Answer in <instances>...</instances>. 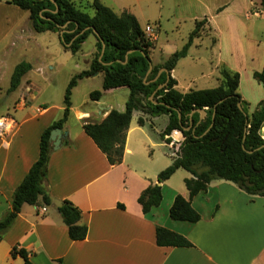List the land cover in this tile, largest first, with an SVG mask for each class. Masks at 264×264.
<instances>
[{"label":"crops","instance_id":"1","mask_svg":"<svg viewBox=\"0 0 264 264\" xmlns=\"http://www.w3.org/2000/svg\"><path fill=\"white\" fill-rule=\"evenodd\" d=\"M80 1L75 3L82 7L93 0ZM100 1L118 15L127 12L136 17L153 43L150 58L157 48L168 58L180 50L174 42L160 40L166 25L177 30L183 23L196 26V22L207 18L206 27L193 42L200 47L197 39L212 36L211 45L205 48L210 50L208 63L211 72L202 78L217 77L220 85L219 69L225 66L240 74L238 91L248 103L250 116L264 102V88L254 78V74L264 68V39L251 31L254 25L252 16H260L252 1L249 5L245 0ZM32 32L35 31L29 13L0 0V79L6 73L11 47L28 40ZM57 35L60 39V34ZM5 39H8L6 47L1 49ZM95 44L96 41L88 53L85 70L89 69L96 51ZM190 50L178 64L188 58ZM167 59L154 63L151 58L152 66H160ZM176 68L169 74L177 81L175 88L179 90ZM100 76L103 74L96 73L82 80ZM245 83L248 84L245 86ZM190 90L194 89L185 92ZM93 91L96 90L87 93L83 105L74 107L72 102L70 116L61 129L59 148L54 149L50 143L51 153L43 186L51 204L46 206L40 199L37 206H23L0 242V264H24L21 257H11L14 246L29 251L34 264H56L60 259L64 264H264V197L248 195L231 182L214 180L205 192L190 198L186 180L193 175L179 169L167 181L159 183L163 195L160 206L148 214L143 213L139 196L151 184H158V175L173 163L171 149L166 145L167 136H162L169 118L135 112L126 134L123 160L111 165L107 156L84 132L83 125L104 120L112 110L124 112L129 90L126 87L98 90L102 92L99 101L90 99ZM37 95L32 90V98ZM22 99L14 105L15 115L0 116L13 121L12 129L0 135V219L11 208L14 192L39 159L42 134L60 119L59 113L62 112L63 116L64 112V106L32 109L27 106L30 103L24 104ZM72 116L79 123L77 130L69 125ZM139 118L144 119V125L139 124ZM263 131L264 127V138ZM171 135L178 137L180 132L174 131ZM177 195L191 201L201 215L198 223L171 219L170 208ZM63 201H70L81 211V223L88 227L85 240L72 241L69 238L68 228L58 212ZM43 207L46 211L41 213L39 209ZM157 227L183 235L194 246L159 247L156 243Z\"/></svg>","mask_w":264,"mask_h":264},{"label":"trees","instance_id":"2","mask_svg":"<svg viewBox=\"0 0 264 264\" xmlns=\"http://www.w3.org/2000/svg\"><path fill=\"white\" fill-rule=\"evenodd\" d=\"M7 2L29 13L32 29L36 33L60 34L64 31L60 40L64 48L73 54L81 51L91 35L96 39V51L89 69L75 74L70 80L64 98L63 116L42 134L39 159L14 192L11 208L0 219V242L13 226L24 205L37 206L40 199L46 206L51 204L43 186L51 153V132L57 128L62 129L67 122L72 108L73 89L78 82L96 73L103 74V90L123 87L129 90L124 112L112 110L104 120L89 121L83 125L84 132L107 156L111 165L120 164L123 160L126 134L135 112H144L153 117L166 115L169 121L162 136L179 131L185 140L176 146V155H172L173 163L158 175V183L167 181L177 170L183 169L193 175V178L186 180L190 198L205 192L214 180L231 182L248 195L264 197V102L259 104V108L251 116L248 114V103L238 91L240 74L222 66L219 69L218 87L185 93L175 88V79L170 77L167 80L166 72L158 77L161 69L172 72L178 62L188 55L194 39L201 35L203 27L208 23L207 18L196 22L185 45L163 64L154 66L145 79L152 64L150 51L153 43L132 14L123 12L118 15L100 0H93L89 7L77 6L74 0ZM261 6L264 9V0H261ZM83 8H90L93 13ZM84 30L86 31L83 32ZM103 43L105 52L102 55ZM129 51L133 52L127 59ZM31 70L30 63L18 64L11 75L9 90L16 91ZM254 78L264 88V68L262 72L255 73ZM165 83L166 87L155 93ZM151 96L158 104L152 102ZM101 97L102 92L98 90L90 94L93 101H99ZM196 109L205 110L203 120L199 113L192 114ZM138 122L140 125L145 124L143 118H139ZM191 123L192 127L185 130ZM162 199L161 186L151 184L141 193L138 202L143 213L148 214L153 208L160 206ZM58 212L68 228L69 238L72 241L85 240L88 227L81 223V211L70 201H63ZM170 217L174 221L193 224L201 220L200 213L193 208L191 201L182 195H177L174 199ZM156 243L159 247L194 246L183 235L164 227L156 228ZM10 254L12 258L21 257L24 264H34L30 259V252L24 248L14 246ZM56 264L64 262L60 259L56 260Z\"/></svg>","mask_w":264,"mask_h":264},{"label":"rangeland","instance_id":"3","mask_svg":"<svg viewBox=\"0 0 264 264\" xmlns=\"http://www.w3.org/2000/svg\"><path fill=\"white\" fill-rule=\"evenodd\" d=\"M2 1L4 3L7 2V0ZM74 1L77 4L81 2L80 0ZM245 1H247L248 5L251 1L257 5V10L255 11H258L260 16H252V23H254V25L251 31L259 38L264 39V10L260 6L261 0ZM90 4L91 3L88 2L87 7H89ZM83 9L91 14L93 13V10L90 8ZM168 26L169 25H166L164 29H162L160 40L163 41L168 39L174 42V45L176 44L179 46V49L185 45L191 32L195 29V25L189 22L183 23L180 29L177 30H172L170 29L171 27ZM143 27L146 29L148 26L143 25ZM211 38V35H204L201 39H197L196 43H200L201 46H191L188 58L178 64L176 68V77L179 80L180 91L185 92L189 89H211L219 85L217 77L202 78V76H206L211 72L208 63V59L211 57L210 50L205 49L207 46L211 45ZM7 41L8 39L2 41L1 49L6 47ZM26 41L18 42L16 46L11 47L9 52L10 56L6 61V73H4L2 79H0V116L6 114L15 115L14 105L20 102L22 96L24 104L29 102L30 104H27V106L32 107V109L52 106L54 108L63 107L68 84L75 74L88 67V53L92 51L96 40L94 36L91 35L83 44L78 54H73L66 50L57 33L32 32L31 36ZM2 54H4V51ZM151 58L154 63H158L168 57H165L157 48L152 51ZM23 61L31 63L32 70L25 75L21 86L16 91L11 92L8 88V86L10 87L11 74L14 67ZM194 79L195 81H193ZM102 84V76L96 77L93 80L79 81L72 96L73 106L77 107L83 105L86 101L87 93L91 90H102ZM247 84L248 83H245V86ZM32 90L33 93L38 94L34 98H32ZM59 114V116L62 117V112ZM69 125L75 130L79 129V123L73 116L69 119Z\"/></svg>","mask_w":264,"mask_h":264},{"label":"water","instance_id":"4","mask_svg":"<svg viewBox=\"0 0 264 264\" xmlns=\"http://www.w3.org/2000/svg\"><path fill=\"white\" fill-rule=\"evenodd\" d=\"M86 30H87V29H86ZM86 30H84L83 32H85ZM63 32H64V31H62V32L60 33V35H62ZM83 32H82V33H83ZM94 32H95V34L98 36V32H97L95 29H94ZM104 52H105V44L103 43L102 55H103ZM132 52H133V51H129V52H128V54H127V56H126L127 59H128V55L131 54ZM102 55H101V57H100V61H101V59H102ZM152 69H153V66H152V64H151L150 69H149V71H148L147 76H146L145 79H147V77H148L149 74L151 73ZM161 71H162V72H166V73L168 74L167 80H169L170 77H171L170 74H169V72H168L166 69H162ZM147 84H148V83H147ZM166 85H167V83H165V84L159 86L158 89L155 91V93H156L159 89H162V88L166 87ZM155 93H154V94H155ZM154 94H153V95H154ZM150 99L152 100V102H153L154 104H158L157 101L153 100V96H151ZM239 108H240L241 111H243V108H242V106H241L240 104H239ZM196 112L199 113V114L201 115V118H202L203 115L206 114L205 110H203V109H202V110H201V109H196V110H194V111L192 112V114H194V113H196ZM214 117H215V114H214V116H213V121H214ZM191 127H192V123H191L190 127H189V128H186L185 130H189ZM263 134H264V131H263ZM61 138H62V131H61V129L57 128V129H55V130H53V131L51 132V135H50V143L53 145V148H54V149L59 148V146L61 145ZM158 184H159V183H158Z\"/></svg>","mask_w":264,"mask_h":264},{"label":"built area","instance_id":"5","mask_svg":"<svg viewBox=\"0 0 264 264\" xmlns=\"http://www.w3.org/2000/svg\"><path fill=\"white\" fill-rule=\"evenodd\" d=\"M150 28L148 27L147 30ZM154 38L153 36H149ZM13 127V121L9 117H1L0 118V135H4L5 133L9 132ZM178 138V139H177ZM167 139V147L171 149V155H176V146L181 144L184 140L185 137L180 134V136L174 137L173 135H169L166 137ZM39 211L41 213H44L46 211V208H40Z\"/></svg>","mask_w":264,"mask_h":264}]
</instances>
